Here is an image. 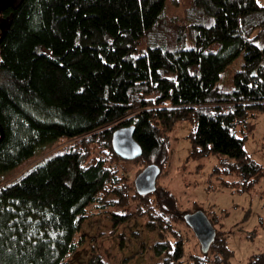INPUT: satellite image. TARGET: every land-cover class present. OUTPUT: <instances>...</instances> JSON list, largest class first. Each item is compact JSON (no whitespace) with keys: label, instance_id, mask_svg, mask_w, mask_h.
Returning a JSON list of instances; mask_svg holds the SVG:
<instances>
[{"label":"trees","instance_id":"16d2710c","mask_svg":"<svg viewBox=\"0 0 264 264\" xmlns=\"http://www.w3.org/2000/svg\"><path fill=\"white\" fill-rule=\"evenodd\" d=\"M166 1L19 0L0 9V179L71 142L0 187V264H66L95 203L110 234L135 219L156 233L155 264H232L220 230L204 253L185 254L179 226L190 231V213L158 185L169 157L163 137L187 122L189 157H222L214 172L240 179L222 187L248 190L262 176L236 133L264 114V45H255L264 7L187 0L177 19ZM239 57L231 91H219L220 74ZM123 128L141 149L133 161L112 148ZM149 165L159 170L156 188L141 196L129 172L138 167L135 179ZM89 264L107 263L95 254ZM245 264H264V251Z\"/></svg>","mask_w":264,"mask_h":264},{"label":"rangeland","instance_id":"374dc122","mask_svg":"<svg viewBox=\"0 0 264 264\" xmlns=\"http://www.w3.org/2000/svg\"><path fill=\"white\" fill-rule=\"evenodd\" d=\"M19 0H0V8ZM264 7V0H256ZM187 0H167L165 10L168 16L181 19ZM4 21V25H6ZM264 45V38L255 43ZM240 57L228 65L220 74L216 87L221 92L232 89V74L239 69ZM191 127L187 122H177L173 130L163 139L168 144L169 157L164 167L165 176L158 179V185L169 192L180 211L209 214L214 220V230L227 236L228 248L233 252L232 264H245L246 259L264 251V114L248 120L245 129H239L236 137H245L243 149L247 156L262 169V176L255 180L248 190L239 186L237 176H224L214 172L217 161L222 157H204L193 160L189 157L187 135ZM71 142L60 140L36 154L35 158L22 169L8 173L0 179V187L11 183L24 171L38 165L42 160L63 150ZM138 167L129 172L131 179ZM235 182L236 187H222L221 183ZM99 203L86 209V220L75 242L82 240L76 252L69 256L66 264H89L95 254H99L107 264H155L156 260L149 246L157 241L154 231H149L141 219L132 220L122 226L116 234H110V222ZM107 212H115L107 209ZM190 230V229H189ZM191 231V230H190ZM183 226L179 232L183 236L185 254L200 255V249L192 233ZM143 245V249L140 248Z\"/></svg>","mask_w":264,"mask_h":264},{"label":"water","instance_id":"95a60500","mask_svg":"<svg viewBox=\"0 0 264 264\" xmlns=\"http://www.w3.org/2000/svg\"><path fill=\"white\" fill-rule=\"evenodd\" d=\"M1 32L3 35L4 30L1 29ZM112 148L117 156L126 161H133L141 156V149L132 138L131 128H123L114 132L112 136ZM158 175L159 170L155 165L147 166L134 179L136 192L141 196L153 193L156 188ZM183 221L194 235L200 251L204 253L214 238V230L206 217L201 212H195L184 216Z\"/></svg>","mask_w":264,"mask_h":264}]
</instances>
